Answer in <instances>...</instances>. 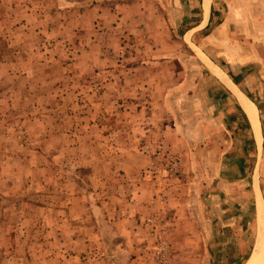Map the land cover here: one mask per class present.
Masks as SVG:
<instances>
[{
  "label": "rangeland",
  "instance_id": "374dc122",
  "mask_svg": "<svg viewBox=\"0 0 264 264\" xmlns=\"http://www.w3.org/2000/svg\"><path fill=\"white\" fill-rule=\"evenodd\" d=\"M259 207L264 0H0V264H243Z\"/></svg>",
  "mask_w": 264,
  "mask_h": 264
},
{
  "label": "bare ground",
  "instance_id": "6f19581e",
  "mask_svg": "<svg viewBox=\"0 0 264 264\" xmlns=\"http://www.w3.org/2000/svg\"><path fill=\"white\" fill-rule=\"evenodd\" d=\"M218 76L224 84L228 85L232 89V91L234 90L233 89L234 87H232L231 83H228L229 81H227V79L225 77L220 76V75H218ZM233 92H235V91H233ZM235 94L237 96L238 102L240 103L241 107L243 108V110H244L245 114L247 115V118L251 124L253 133L255 134V140L257 143H259L260 137H258L259 131H258V119H257L256 108L250 101H247L248 99L246 97H243L242 95H240L237 92H235ZM256 207H257V204H256ZM257 211H258V222H260V225H258V228H259L258 244H257V247L255 248V250H254V252L250 258L249 264H264V232H263L264 229L262 227L263 223H262V218L260 216L262 211H261L260 207L257 208ZM260 237H261V241H260Z\"/></svg>",
  "mask_w": 264,
  "mask_h": 264
},
{
  "label": "crops",
  "instance_id": "0c3cea01",
  "mask_svg": "<svg viewBox=\"0 0 264 264\" xmlns=\"http://www.w3.org/2000/svg\"><path fill=\"white\" fill-rule=\"evenodd\" d=\"M205 11H206V8H205ZM210 11H211V6L209 5V10H208V17H207V19L209 18V16H210ZM213 74H214V76L223 84V85H225V87L231 92V94L233 95V97L235 96V97H237L236 96V94H235V92H237V93H239L240 95H242V93H241V91L229 80V78L224 74V73H222L220 70H218L217 68H215V67H213ZM218 75H220V76H223V77H225L226 79H227V81H229L228 83H231V85H232V87H234L233 89V91H235V92H233L232 91V89L228 86V85H226V84H224L221 80H220V78H219V76ZM230 85V84H229ZM244 94V93H243ZM243 96V95H242ZM244 97V96H243ZM236 101H238L237 100V98H236ZM247 101H249V100H247ZM239 103V102H238ZM256 108V107H255ZM256 111H257V109H256ZM257 113V112H256ZM247 116V115H246ZM251 125V124H250ZM254 139H255V137H254ZM256 141V140H255ZM261 209V208H260ZM260 214V213H259ZM261 216V218H262V215H260ZM262 223H263V218H262ZM258 225H260V222H258V211H257V234H258V232H259V228H258ZM260 241H261V237H260ZM257 244H258V235H257V238H256V241H255V248L257 247ZM255 248H253V251L251 252V254L249 255V257L247 258V260H245V262L243 263V264H249V261H250V258H251V256H252V254H253V252H254V250H255Z\"/></svg>",
  "mask_w": 264,
  "mask_h": 264
},
{
  "label": "water",
  "instance_id": "95a60500",
  "mask_svg": "<svg viewBox=\"0 0 264 264\" xmlns=\"http://www.w3.org/2000/svg\"><path fill=\"white\" fill-rule=\"evenodd\" d=\"M208 17V16H207ZM252 128V127H251Z\"/></svg>",
  "mask_w": 264,
  "mask_h": 264
}]
</instances>
